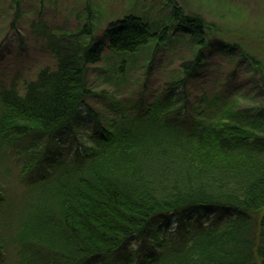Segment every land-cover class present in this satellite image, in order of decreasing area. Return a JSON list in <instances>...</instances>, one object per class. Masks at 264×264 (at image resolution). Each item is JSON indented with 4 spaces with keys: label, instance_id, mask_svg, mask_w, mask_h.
<instances>
[{
    "label": "trees",
    "instance_id": "1",
    "mask_svg": "<svg viewBox=\"0 0 264 264\" xmlns=\"http://www.w3.org/2000/svg\"><path fill=\"white\" fill-rule=\"evenodd\" d=\"M164 3L170 21L160 27L125 15L96 36L86 8L74 29L37 28L52 67L0 84V264H264V63L210 40L200 15ZM172 39L194 51L177 79L150 104L143 92L132 110L119 104L104 124L85 103L87 66L106 48L132 58L145 49L147 77ZM220 53L247 61L261 105L192 99L188 85ZM83 108L93 119L86 146L77 140Z\"/></svg>",
    "mask_w": 264,
    "mask_h": 264
},
{
    "label": "rangeland",
    "instance_id": "2",
    "mask_svg": "<svg viewBox=\"0 0 264 264\" xmlns=\"http://www.w3.org/2000/svg\"><path fill=\"white\" fill-rule=\"evenodd\" d=\"M174 1L185 12L196 13L210 24L206 30L210 40L237 44L246 54L264 63V0ZM86 8L94 15L92 22L96 36L101 35L108 23L125 15L137 16L158 27L170 21L164 0H0V84L8 83L15 77L19 81L34 79L39 70L52 67L53 61L44 50L45 39L38 35L36 29L42 32L45 27L52 31L74 29L83 23ZM169 42L158 46L147 77L146 59L150 55L145 49L132 58L119 56L106 48L99 62L87 66L86 85L93 95L87 97L85 103L92 111L106 116L101 119L104 124L106 119H116L119 104L132 110V102L140 92L145 94V101L150 104L166 83L177 79L178 67L182 62L191 60L194 51L186 39L177 42L172 39ZM121 60L126 62L123 68ZM254 81L245 59L220 53L209 57L200 78L189 84L188 88L192 89V99L202 95H230L233 100H238L237 105L251 107L263 102V97L256 95L252 88ZM80 117L87 119V123L83 125L81 136L82 130L79 129L77 140L86 146L90 144V139L85 130L92 129L93 119L89 120L85 108L80 111ZM62 137L67 144L71 142V136L66 135L65 130ZM72 145L77 147L75 143ZM66 155L69 160L72 153ZM189 217L192 219L194 216L189 214ZM175 222V217L170 215L168 225L174 226ZM157 226L152 229L155 236L168 239L170 232L158 230ZM139 242V237H133L128 248H136Z\"/></svg>",
    "mask_w": 264,
    "mask_h": 264
}]
</instances>
